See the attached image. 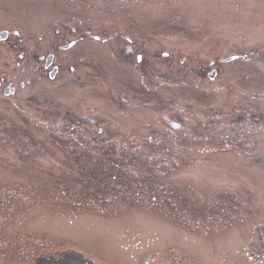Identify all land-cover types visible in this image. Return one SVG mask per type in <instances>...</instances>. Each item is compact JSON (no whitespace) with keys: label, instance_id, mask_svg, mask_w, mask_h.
Listing matches in <instances>:
<instances>
[{"label":"rangeland","instance_id":"1","mask_svg":"<svg viewBox=\"0 0 264 264\" xmlns=\"http://www.w3.org/2000/svg\"><path fill=\"white\" fill-rule=\"evenodd\" d=\"M1 32L0 264H264V0H0Z\"/></svg>","mask_w":264,"mask_h":264},{"label":"trees","instance_id":"2","mask_svg":"<svg viewBox=\"0 0 264 264\" xmlns=\"http://www.w3.org/2000/svg\"><path fill=\"white\" fill-rule=\"evenodd\" d=\"M68 252H69V255L66 254V251L54 253V254H58V255L66 254V259H64L59 264H91V262L88 261L87 259H85L80 253H76L73 251H68ZM43 256H45V255H43ZM40 258H43V257L42 256L38 257V261L34 264H58L54 261H43V260H40ZM44 258H46V257H44Z\"/></svg>","mask_w":264,"mask_h":264},{"label":"water","instance_id":"3","mask_svg":"<svg viewBox=\"0 0 264 264\" xmlns=\"http://www.w3.org/2000/svg\"><path fill=\"white\" fill-rule=\"evenodd\" d=\"M6 38V32H1L0 33V40L5 39ZM63 48H67V47H63ZM232 58L228 59L231 60ZM51 62V56L46 57V64L45 67H48L49 64ZM56 72V68L52 69V71L49 73V77L52 78L54 76ZM215 76V73L212 72L211 74L208 75V77L210 79H212ZM9 92H12V90H9L8 88H5L4 94H8Z\"/></svg>","mask_w":264,"mask_h":264},{"label":"flooded vegetation","instance_id":"4","mask_svg":"<svg viewBox=\"0 0 264 264\" xmlns=\"http://www.w3.org/2000/svg\"><path fill=\"white\" fill-rule=\"evenodd\" d=\"M68 45H70V46H73L74 45V41L73 42H71V43H69V44H66V45H63V46H61L62 48H60V49H62V50H67V49H65V48H63V47H65V46H68ZM70 48V47H69ZM68 48V49H69ZM52 60V59H51ZM51 63H53V61H51ZM50 67H55V66H53V64H51L50 65ZM46 69V71L48 70L49 71V67H47V68H45ZM0 84H2V81H0ZM8 85L6 84L4 87H7Z\"/></svg>","mask_w":264,"mask_h":264}]
</instances>
